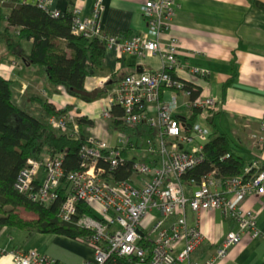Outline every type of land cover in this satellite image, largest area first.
I'll return each instance as SVG.
<instances>
[{
    "label": "built area",
    "instance_id": "obj_1",
    "mask_svg": "<svg viewBox=\"0 0 264 264\" xmlns=\"http://www.w3.org/2000/svg\"><path fill=\"white\" fill-rule=\"evenodd\" d=\"M51 1L35 0L31 4L48 10L54 17L61 16L63 12L50 7ZM180 2L145 0L140 9L146 29L126 40L101 31L102 0H94L87 16H81L77 4L71 9L72 34L97 37L105 42L106 49H113L119 56L132 53L141 59L157 55L161 60V66L149 67L150 71L139 61L141 72L122 76L108 93V106L101 113L103 119L113 120L110 108L117 104L123 109L116 117L122 125L130 128L144 125L150 129L142 133L152 135L154 141L146 140V149L139 159L130 155L140 147L138 141L125 133L118 134L115 145L87 136L79 149L77 169L65 172L62 152L42 153L39 158H27L17 174L15 188L45 207L57 201L61 184L67 183L57 216L88 231L76 239L88 245L93 254L80 264H117V261L121 264H216L245 235L264 238L256 223L261 209L245 210L236 205V200L247 194L264 195V170L260 169L257 159L244 165L243 171L233 177L222 179L213 169L190 187L182 181L184 173L203 160V147L210 136L207 122L220 110L221 104L201 88L190 99L191 90L185 83L198 85L177 74L181 69L177 59L178 42L168 32ZM14 31L17 33V29ZM190 72L199 80L207 76L204 69L192 68ZM180 106L186 115L178 114ZM193 114H196L195 120H192ZM77 118L68 111L59 117H49L48 123L75 137L79 132ZM261 129L262 133L254 136L259 149L264 147V122ZM125 150L129 153L127 157L123 156ZM152 151L157 152L156 156L150 155ZM133 157L130 174L115 178L113 172L120 167L127 170V159ZM79 203H84L89 212L77 215ZM187 209L195 213L192 224L187 221ZM152 210L159 215H152ZM213 210L233 219L238 229L227 232L212 255L201 261L192 260V253L210 239L199 227L200 215ZM171 216L176 219L167 223L166 218ZM0 255H9L14 264H62L35 249H0Z\"/></svg>",
    "mask_w": 264,
    "mask_h": 264
},
{
    "label": "crops",
    "instance_id": "obj_2",
    "mask_svg": "<svg viewBox=\"0 0 264 264\" xmlns=\"http://www.w3.org/2000/svg\"><path fill=\"white\" fill-rule=\"evenodd\" d=\"M34 1L27 0L30 4ZM144 1L102 0L101 31L126 40L145 30L146 20L140 9ZM76 4L81 8V16H87L94 0H52L50 7L65 12ZM7 14L5 10L4 15ZM2 24L6 25V21ZM168 35L178 42L177 59L181 65L178 76L196 82L204 93L220 101V110L207 122L210 134L215 131L227 134L236 152L246 161L245 165L257 159L260 169L264 170V147L259 149L254 141V136L262 133L264 122V0H181ZM31 42L22 41V49L27 52ZM5 51L4 44H0V76L13 82L14 97L21 107L39 113L38 104L29 102L32 95L46 98L57 109L69 104L72 106L69 112L92 121L91 125L82 127V132L86 128V136L103 139L109 145L116 144L120 132L112 131L105 122L109 119L101 117L108 106V93L122 76L142 71L139 61L144 67L161 66L157 55L139 59L132 53L119 56L113 49H106L102 66L95 75L85 78L84 88L93 91L104 89L105 85L108 87L104 94L87 102L69 95L62 86H51L41 67L25 64L16 54L6 56ZM192 68L207 71L206 78L196 79L190 72ZM164 94L167 96L166 92ZM178 114L182 116L187 112L180 106ZM236 205L245 210L261 209L256 223L264 232V195L247 194L238 198ZM29 214L36 218L33 213ZM156 215H159L157 211ZM186 216L189 224L195 222V213L190 209H187ZM175 219L171 216L166 221L169 223ZM7 227L0 226V249H35L62 264H80L85 258L92 257V249L76 238L54 233L29 234L20 230L17 233L19 239L15 240L7 233L15 227L6 230ZM199 227L210 239L203 241L192 253V260L197 261L212 255L225 234L238 229L236 222L224 218L219 210L200 215ZM0 264L14 263L9 255H0ZM216 264H264V238L245 235L239 244L229 248L227 257Z\"/></svg>",
    "mask_w": 264,
    "mask_h": 264
},
{
    "label": "trees",
    "instance_id": "obj_3",
    "mask_svg": "<svg viewBox=\"0 0 264 264\" xmlns=\"http://www.w3.org/2000/svg\"><path fill=\"white\" fill-rule=\"evenodd\" d=\"M5 10L8 11L6 16ZM4 20L6 25L2 24ZM71 24V10L54 17L48 10L30 3L0 1V44L5 46L4 55L16 54L25 64L41 67L51 86H62L69 95L90 102L104 94L108 87L105 85L104 89L93 91L84 88L85 78L95 75L102 66L106 54L105 42L97 37L85 38L72 34ZM13 29H17V33ZM24 40L32 41L27 52L21 46ZM185 87L191 90L190 99L200 91V87L189 82L185 83ZM29 102L38 104V114L21 107L14 97L13 82L0 76V226L15 227L29 234L54 233L71 238L84 236L88 231L72 222L62 221L57 216L59 204L66 195V182L63 181L59 188L57 201L48 207L30 200L28 195L15 188L14 183L26 159L39 158L42 153L54 155L62 152L65 172L77 169L79 149L87 139L82 127L91 125L92 121L84 116L77 118L79 132L71 137L69 131L56 130L48 123L49 117L65 114L71 109V105L57 109L46 98L35 95L29 97ZM122 112L123 109L117 104L110 108L113 125L129 135V138L130 134L138 131H150L144 125L137 128L122 125L116 118ZM195 118L196 114H193L192 120ZM128 155L127 150L123 151V156ZM202 155L203 160L182 176L187 187L199 183L213 169H216L217 175L222 179L238 175L246 163L236 152L230 137L216 131L210 134L204 144ZM134 158L127 159V170L120 167L113 172V176L118 179L126 178L130 174L129 167ZM18 206L36 213L37 218H21L16 212ZM83 212L89 210L84 203H79L77 215ZM117 264H121L120 261Z\"/></svg>",
    "mask_w": 264,
    "mask_h": 264
},
{
    "label": "rangeland",
    "instance_id": "obj_4",
    "mask_svg": "<svg viewBox=\"0 0 264 264\" xmlns=\"http://www.w3.org/2000/svg\"><path fill=\"white\" fill-rule=\"evenodd\" d=\"M28 111H31V109H27ZM105 122L106 123H109V127H110V129L112 130V131H118V132H121V133H124L121 129H117L114 125H113V123H112V120H105ZM84 132L86 133V134H88L87 132V129L85 128L84 129ZM131 138H135V139H137V141L139 142V148L138 149H135V150H133V151H131V156H132V154H134L135 155V157H137V159H139V157L142 155V154H144V149H146V140H148V138H150L151 139V141L153 142L154 140V138L152 137V135H146V134H143L142 132H140V131H138L137 133H136V135L135 136H133V135H131L130 136ZM237 151V150H236ZM156 154H157V152L156 151H152V153H150V155L153 157V156H156ZM16 212L18 213V215L21 217V218H23V219H25V220H32V219H36L37 218V214L36 213H34V212H32V211H28V210H26L23 206H18L17 208H16ZM29 213H33L34 215H35V217L36 218H31V214H29ZM151 214L152 215H154V214H156V211L155 210H152L151 211ZM11 227H7V228H5L6 230H8V229H10ZM13 230H9L10 232H7L8 233V236H12L13 238H15V240L17 239H19L18 238V232L20 231V229H18V228H12ZM23 242V241H22ZM21 242V243H22Z\"/></svg>",
    "mask_w": 264,
    "mask_h": 264
},
{
    "label": "water",
    "instance_id": "obj_5",
    "mask_svg": "<svg viewBox=\"0 0 264 264\" xmlns=\"http://www.w3.org/2000/svg\"><path fill=\"white\" fill-rule=\"evenodd\" d=\"M146 70L150 71V70H152V68L146 67ZM139 71L141 72V70H139Z\"/></svg>",
    "mask_w": 264,
    "mask_h": 264
}]
</instances>
